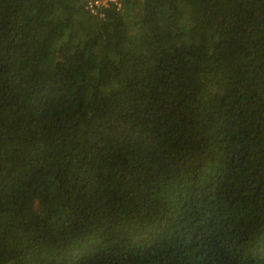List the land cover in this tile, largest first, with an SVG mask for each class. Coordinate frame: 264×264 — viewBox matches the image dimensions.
Segmentation results:
<instances>
[{
  "label": "trees",
  "instance_id": "16d2710c",
  "mask_svg": "<svg viewBox=\"0 0 264 264\" xmlns=\"http://www.w3.org/2000/svg\"><path fill=\"white\" fill-rule=\"evenodd\" d=\"M120 3L0 0V264H264V0Z\"/></svg>",
  "mask_w": 264,
  "mask_h": 264
},
{
  "label": "built area",
  "instance_id": "2783aa9c",
  "mask_svg": "<svg viewBox=\"0 0 264 264\" xmlns=\"http://www.w3.org/2000/svg\"><path fill=\"white\" fill-rule=\"evenodd\" d=\"M86 4V8L92 13L96 15H102L101 9L103 6H106L108 2H112L116 8L121 6L120 0H84Z\"/></svg>",
  "mask_w": 264,
  "mask_h": 264
},
{
  "label": "water",
  "instance_id": "95a60500",
  "mask_svg": "<svg viewBox=\"0 0 264 264\" xmlns=\"http://www.w3.org/2000/svg\"><path fill=\"white\" fill-rule=\"evenodd\" d=\"M206 13H208L207 10H206Z\"/></svg>",
  "mask_w": 264,
  "mask_h": 264
}]
</instances>
